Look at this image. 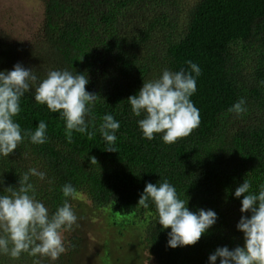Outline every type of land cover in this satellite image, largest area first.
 <instances>
[{
    "label": "trees",
    "instance_id": "obj_1",
    "mask_svg": "<svg viewBox=\"0 0 264 264\" xmlns=\"http://www.w3.org/2000/svg\"><path fill=\"white\" fill-rule=\"evenodd\" d=\"M42 1L34 49L21 60L1 46L0 71L10 72L19 63L34 69L39 80L50 70L85 74L86 91L101 98L93 107L94 127L89 126L95 135L73 132L68 143L60 113L36 103L33 87L14 119L22 135L43 120L47 142L33 144L25 136L12 154L0 155V194L18 187L30 169L43 172V180L30 175L29 183L50 215L83 194L113 224L118 217L141 222L143 243L157 264H209L217 248L243 247L237 224L251 213L240 212L243 197H235V190L249 180L250 191L258 195L264 185V0ZM187 61L201 69L190 98L200 112L199 127L172 145L163 142V134L145 139L138 123L142 117L132 114L127 99L166 69L188 71ZM241 99L247 111L238 117L228 109ZM104 115L120 124L117 152L105 151L98 130ZM164 180L188 200L189 211L217 215L194 246L168 247L170 229H162L152 201L148 208L138 205L146 184ZM65 184L76 189L74 198L63 196ZM27 257L0 254V264H25Z\"/></svg>",
    "mask_w": 264,
    "mask_h": 264
},
{
    "label": "clouds",
    "instance_id": "obj_2",
    "mask_svg": "<svg viewBox=\"0 0 264 264\" xmlns=\"http://www.w3.org/2000/svg\"><path fill=\"white\" fill-rule=\"evenodd\" d=\"M187 64L188 71L166 69L159 79L143 82L138 94L127 99L132 114L142 117L138 123L145 139L151 141L155 134H163V142L172 145L199 127L200 112L190 98L197 90L196 77L201 75V69L191 61ZM88 83L85 74L68 70H50L46 78L39 80L34 69H25L19 63L10 72L0 71V155L12 154L25 136L33 144L47 142V124L43 120L34 132L25 131L22 135L14 119L21 111V98L33 87L36 103L46 105L52 113H60L68 143L72 142L73 132L94 136L89 126L94 127L93 107L101 98L86 91ZM228 111L241 116L247 111L245 101L239 100ZM102 121L98 130L107 142L105 151L117 152L113 145L120 124L112 115H104ZM89 161L97 165L95 157H89ZM30 175L41 180L45 177L43 172L30 169L19 180L18 187L9 186L0 194V254L19 259L22 253H27L35 258L33 264H41L44 258L56 261L66 251L63 233L79 227L78 217L67 200L50 215L48 208L36 200ZM251 187V182L244 180L234 193L237 198L243 197L240 212L251 213L250 218L242 215L237 224V230L243 233L244 246L233 250L217 248L209 256V264H216L217 258L220 264H264V185L258 195L250 191ZM62 193L66 198H74L76 189L65 184ZM149 200L155 206L162 229H170L168 247L173 249L194 246L217 220L212 210L189 211L188 200L179 198L167 180L159 185L146 184L138 205L148 208Z\"/></svg>",
    "mask_w": 264,
    "mask_h": 264
},
{
    "label": "rangeland",
    "instance_id": "obj_3",
    "mask_svg": "<svg viewBox=\"0 0 264 264\" xmlns=\"http://www.w3.org/2000/svg\"><path fill=\"white\" fill-rule=\"evenodd\" d=\"M43 18L42 0H0V47L8 46L17 58L27 60ZM72 209L79 227L63 233L66 251L58 260L44 258L41 264H157L143 243L144 225L137 219L118 217L113 224L83 194L74 198ZM27 258L24 263L33 264L35 258Z\"/></svg>",
    "mask_w": 264,
    "mask_h": 264
}]
</instances>
